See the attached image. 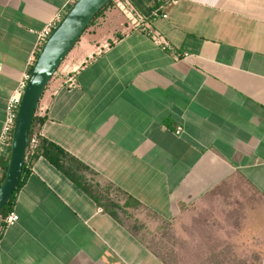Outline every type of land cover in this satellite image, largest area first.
<instances>
[{
    "label": "crops",
    "instance_id": "obj_1",
    "mask_svg": "<svg viewBox=\"0 0 264 264\" xmlns=\"http://www.w3.org/2000/svg\"><path fill=\"white\" fill-rule=\"evenodd\" d=\"M74 1L0 0V131L38 32ZM123 1L171 47L110 4L47 85L42 134L89 165L94 186L127 195L122 211L139 202L181 236L264 249V0H176L156 18L157 0ZM26 164L19 219L0 214V264H166L107 196L98 202L43 155ZM225 196L242 201L238 226ZM215 211L225 228L208 224Z\"/></svg>",
    "mask_w": 264,
    "mask_h": 264
},
{
    "label": "rangeland",
    "instance_id": "obj_2",
    "mask_svg": "<svg viewBox=\"0 0 264 264\" xmlns=\"http://www.w3.org/2000/svg\"><path fill=\"white\" fill-rule=\"evenodd\" d=\"M66 58H68V55ZM89 173L91 172L88 171V177L91 176ZM95 188L104 199L107 196V204L116 210L118 209V211L124 209L112 205L111 201H117V199L121 200L122 203L130 201L127 195L120 193L113 187L95 186ZM223 199L226 220L230 222L228 224L238 226L239 221L237 219L232 221L233 215H235L233 213L239 211L242 201L232 196H225ZM138 203H135V206L129 205L130 207L126 208V211L120 212V214L131 228L144 239L146 244L159 254L166 264H263L261 260L264 252L262 245H237L226 238H220V243H215L216 237L214 238L215 242L212 244L201 243V238L181 236L180 229L173 226L174 221L160 218L159 215ZM212 214L213 219L208 224L225 228L226 222L217 216V211ZM217 217L220 220L217 221ZM205 224L207 223L205 222ZM195 230L199 231L200 229H190L192 233ZM214 230L216 229L214 228ZM225 231L228 232V235H232V228L225 229Z\"/></svg>",
    "mask_w": 264,
    "mask_h": 264
},
{
    "label": "water",
    "instance_id": "obj_3",
    "mask_svg": "<svg viewBox=\"0 0 264 264\" xmlns=\"http://www.w3.org/2000/svg\"><path fill=\"white\" fill-rule=\"evenodd\" d=\"M111 1L75 0L39 49L22 95L10 157L0 183V212L10 201L21 180L33 119L49 81L92 19Z\"/></svg>",
    "mask_w": 264,
    "mask_h": 264
},
{
    "label": "built area",
    "instance_id": "obj_4",
    "mask_svg": "<svg viewBox=\"0 0 264 264\" xmlns=\"http://www.w3.org/2000/svg\"><path fill=\"white\" fill-rule=\"evenodd\" d=\"M159 3V6L154 8L152 10V17L156 18L158 16L167 17L168 12L166 11V8L174 3L176 0H157ZM115 2L119 5V7L122 9V11L126 14L128 19L133 23L135 27H141L144 30L148 32V34L151 36V38L159 45H161L164 48L171 47V43L166 39L164 34L157 28L153 27L147 20V18L144 16L143 13H141L138 9H136L133 5L130 3L123 1V0H115ZM65 13H62L61 11H58L53 19L38 32V42H39V49L47 39V37L52 32L53 28L56 26V24L63 18ZM35 60V59H34ZM30 71L26 72L24 77L19 81L17 87L14 89V91L9 95L6 105V112L4 121L2 124V128L0 131V147L2 152L11 150L12 145V139H13V132L15 128V123L18 115V109L22 100V95L27 83V79L29 77ZM75 79L73 76L68 77L69 83H74ZM39 107V106H38ZM38 113V109H37ZM180 129L177 131L179 132ZM39 141V136L37 133H33L32 137H29V144L26 152V160L28 158V152L31 150L33 151L34 148L37 146ZM5 169L3 166L0 165V179L4 177ZM20 215L19 213L11 209L9 212L3 215L4 222L8 224H12L16 222L19 219Z\"/></svg>",
    "mask_w": 264,
    "mask_h": 264
},
{
    "label": "trees",
    "instance_id": "obj_5",
    "mask_svg": "<svg viewBox=\"0 0 264 264\" xmlns=\"http://www.w3.org/2000/svg\"><path fill=\"white\" fill-rule=\"evenodd\" d=\"M115 0H112L108 5L103 7L98 14L92 19L90 25L95 21V19L101 15L104 10ZM89 25V26H90ZM39 50L36 53V57L38 56ZM35 57V58H36ZM35 61V60H34ZM34 63V62H33ZM33 67V64L31 65V68ZM30 68V70H31ZM44 121V117L39 115V113H36L33 119L32 127H31V133L30 138L32 137L33 133H37L39 136V141L37 146L34 148L33 151L28 152V159L31 158L32 160H35L39 156L43 155L47 157L52 163H54L60 170H62L67 176H69L73 181H75L85 192H87L89 195H91L93 198H95L98 202L102 203V196L99 195L97 189L95 188V184L90 180V178L87 176V171L91 170L89 165H87L84 161H82L80 158L66 150L60 143L44 136L41 132V125L40 123ZM10 154L5 157L3 156L0 160V164L6 169L8 160H9ZM28 165L24 164L22 177L19 182L18 187L14 191L10 201L5 205V207L1 210L0 214L4 215L7 212H9L12 209L15 195L17 190L19 189L20 185L22 184L24 180L25 174L28 172ZM3 180V178L0 179V183ZM112 205L120 206L117 201H111ZM110 211L117 216V210L110 209Z\"/></svg>",
    "mask_w": 264,
    "mask_h": 264
}]
</instances>
